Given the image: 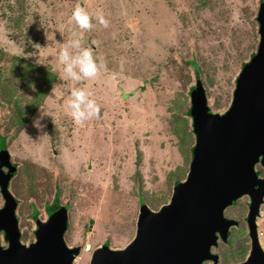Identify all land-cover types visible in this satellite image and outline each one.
I'll use <instances>...</instances> for the list:
<instances>
[{"label":"rangeland","instance_id":"rangeland-1","mask_svg":"<svg viewBox=\"0 0 264 264\" xmlns=\"http://www.w3.org/2000/svg\"><path fill=\"white\" fill-rule=\"evenodd\" d=\"M259 1L0 0L3 69L11 56L23 55L35 64L38 57L43 64L37 65L51 70L61 44L72 31H81L69 22L77 5L100 10L108 20L107 26L93 20V28L84 32L83 45L103 63L96 79L62 80L51 70L56 77L47 88L39 72L16 77L10 71L20 87L28 84L21 90L28 97L47 90L43 129L33 126L38 108L17 135L10 126L13 111L0 99V134L9 136L8 149L18 164L10 190L20 202L23 243L36 239L32 213L46 219L45 207L56 190L60 202L69 205L66 242L83 248L74 264H89L104 242L123 248L134 239L140 201L160 209L172 197L174 180H185L190 169L191 149L185 147L191 148L196 137L179 142L175 105L181 101L183 118L191 106L189 89L200 78L212 112L230 107L242 65L258 49ZM73 87L92 92L98 116L82 124L72 120L66 101ZM258 222L264 232V209ZM0 238L7 247L3 234ZM227 258L232 259L229 251Z\"/></svg>","mask_w":264,"mask_h":264},{"label":"water","instance_id":"water-1","mask_svg":"<svg viewBox=\"0 0 264 264\" xmlns=\"http://www.w3.org/2000/svg\"><path fill=\"white\" fill-rule=\"evenodd\" d=\"M260 41L255 55L237 76L230 107L223 113L210 111L202 85L191 94L190 114L196 142L185 180L174 185L169 203L158 210L140 206L134 239L123 248L103 244L89 264H202L218 255L212 251L219 236L227 239L236 223L225 209L243 194L252 196L249 226L256 235V217L264 198V178L256 164L264 163V4L257 13ZM3 167H7L5 171ZM17 165L8 148L0 149V264H73L81 247L67 244L69 209L53 210L36 222V239L21 241L18 201L10 190ZM258 185V187H256ZM91 224L94 223L92 219ZM237 264H264V250L254 237L250 255Z\"/></svg>","mask_w":264,"mask_h":264},{"label":"clouds","instance_id":"clouds-1","mask_svg":"<svg viewBox=\"0 0 264 264\" xmlns=\"http://www.w3.org/2000/svg\"><path fill=\"white\" fill-rule=\"evenodd\" d=\"M93 20H97L104 26L108 24V20L100 10L89 12L85 7L79 5L73 8L69 22H74L81 31H72V38L66 43H62L56 53L57 64L51 70L57 71L60 79L71 81L96 79L102 70V61H98V57L94 55L91 48L83 45L84 32L93 28ZM36 63L43 64L38 62V57ZM45 65L49 69V66ZM33 89L35 90L34 85ZM99 107L92 92L82 87H73L66 101L67 114L76 124H82L98 116ZM38 112L39 114L33 118V126L39 130L43 129L44 125L41 121L47 114L40 105Z\"/></svg>","mask_w":264,"mask_h":264},{"label":"trees","instance_id":"trees-1","mask_svg":"<svg viewBox=\"0 0 264 264\" xmlns=\"http://www.w3.org/2000/svg\"><path fill=\"white\" fill-rule=\"evenodd\" d=\"M259 6L264 4V0L259 1ZM0 52L3 53L2 48L0 49ZM256 51H253L251 53V58L255 55ZM250 58V59H251ZM7 61H9V57L6 58ZM248 62V61H247ZM243 63V66L247 63ZM20 63V64H19ZM4 65V64H3ZM4 69L2 68V65L0 66V99L2 104H6L7 107L13 111V118L11 120L10 126L15 129V135H17L20 131L25 129L30 117L35 114L37 109L39 108V105H43L45 102V98L47 96V90L46 88L42 87L41 89L36 90L35 94L28 97V95L24 92H22V88H24L28 84H23V86H19L16 82V79L12 80L10 76V71L13 70V75H16V77H24L27 74L30 73L31 71L33 72H39L40 77L39 79L42 83L47 84V88H50V83H52L56 77L55 73H53L48 67L46 66H40L35 63L30 62L29 60L25 59V57L18 56V55H13L10 57V63H7L5 66H3ZM195 69V74L196 77H199V69L198 66L194 67ZM21 71V73H20ZM24 79V78H22ZM198 85H202V80L200 78L197 79V82L195 85H192V87L189 89L190 95L192 92L197 88ZM209 103V101H208ZM178 106V107H177ZM181 101L178 102L177 105H175V108L177 110L172 112V121H178L181 120L179 124L176 125V134L179 137V142L181 140V143H184L185 140L189 138L190 135L194 136V129H193V121L191 120L190 124L191 127L187 128L188 124V117H191L190 114V108L189 107L186 111H184V117L182 118L181 116ZM179 108V109H178ZM210 111H213L211 106H210ZM0 149L1 148H8V135L7 133L0 134ZM180 149L183 151L181 148L183 145L179 144ZM194 145L187 148L185 147L186 150L191 151V159H192V148ZM187 157V153L185 155ZM191 162V160H190ZM17 165V164H16ZM18 167V165H17ZM176 170H172L171 173H175ZM18 173V169L16 171ZM182 181V179H175L174 184ZM60 197V190L57 191L56 198L57 202L49 207V210L52 211L55 207H59L58 204V199ZM141 204H144V200L140 201ZM36 213L38 211H35ZM107 244L109 243L108 241L106 242ZM225 263H229L232 261L231 258L224 259Z\"/></svg>","mask_w":264,"mask_h":264},{"label":"flooded vegetation","instance_id":"flooded-vegetation-1","mask_svg":"<svg viewBox=\"0 0 264 264\" xmlns=\"http://www.w3.org/2000/svg\"><path fill=\"white\" fill-rule=\"evenodd\" d=\"M12 157V156H11ZM13 163L16 165V162L12 159ZM18 165V164H17ZM259 165H262V167L258 170L257 167ZM5 171H8L7 167H3ZM18 169V167H17ZM256 169L258 172L259 177L264 178V163L262 162V156L260 161L256 164ZM17 171V170H16ZM16 172L13 174L11 180L16 176ZM11 183V182H10ZM258 187V185H256ZM53 199V202L50 203L47 207H45V213H46V219L49 217V214L56 210L63 205L68 207V204H62L60 202V197L58 199L59 207H55L52 211L49 210L50 206H53L57 202L56 194ZM3 197V195H2ZM17 198V197H16ZM4 200V197H3ZM18 206H19V199L17 198ZM253 202L252 196L249 193L243 194L237 199H235L224 211V214L227 218L234 219L236 221L235 224H233L230 227L229 234L226 240H224L221 236L218 238V242L216 245L212 247V251L218 255V262L217 264H237L242 261H244L251 253L254 247V237L257 239L258 244L261 246V248L264 250V232H261L259 230V222L258 220L262 216V211L264 209V198L263 202L261 203L259 207V213L256 217V226H257V232L256 235L253 237L252 232L250 230L249 226V213L251 211V204ZM4 205V204H3ZM142 205V204H141ZM140 205V206H141ZM2 207V206H1ZM18 209V207H17ZM17 212V211H16ZM18 215V213H16ZM19 218V215H18ZM32 218L35 219V222H37L38 219H41L39 217V212H33ZM43 219V220H46ZM19 226H20V218H19ZM21 229V228H20ZM235 232V234H233ZM1 234L5 235V232L2 231ZM22 235V232H21ZM106 242H104L105 244ZM223 244H225L228 248H226ZM76 247V246H71ZM81 251H82V246ZM95 251V250H93ZM230 252L232 256V261L229 263H225L226 254ZM234 256V257H233ZM76 260V259H75ZM75 262V261H74ZM74 264V263H73ZM202 264H213V260H204Z\"/></svg>","mask_w":264,"mask_h":264}]
</instances>
